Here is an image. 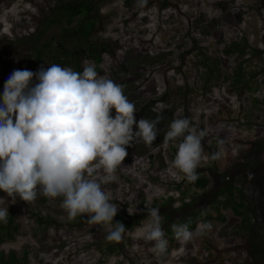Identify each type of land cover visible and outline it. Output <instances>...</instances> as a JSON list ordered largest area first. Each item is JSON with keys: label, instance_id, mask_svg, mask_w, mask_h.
Listing matches in <instances>:
<instances>
[{"label": "rangeland", "instance_id": "obj_1", "mask_svg": "<svg viewBox=\"0 0 264 264\" xmlns=\"http://www.w3.org/2000/svg\"><path fill=\"white\" fill-rule=\"evenodd\" d=\"M57 1L0 0V39L37 32ZM95 1L92 14L103 19L104 28L93 38L118 41L121 47L116 57L103 54L99 60H85L84 65L104 69L100 75L123 85L138 110L135 116L149 100L167 93L155 107L168 110L173 119L186 117L207 128L209 135L203 141L207 159L197 172L199 178L212 181L206 189H198L172 168L178 151L175 144L159 143L150 150L141 142L140 148H127L118 181L105 185L104 191L119 205L118 212L126 205L134 214L146 209V204L160 209L169 245L159 262L151 247L145 251L135 243L147 219L127 230L133 244L125 242V249L112 252L102 228L90 224L87 215L69 221L60 199L39 195L30 205L19 197L12 203L2 190L0 208H8L7 222L16 229L12 238L0 242V259L11 262L15 256L21 264H247L240 248L250 219L264 238V197L245 181L242 170L232 175L225 164L229 157L234 161L240 152L247 153L253 141L264 144V0H148L143 9L136 7V0ZM80 19L76 16L70 26L65 19L51 25L25 53V60L32 67L55 63L75 70L72 62L63 64L53 58H63L58 42L69 50L86 42L82 35L64 36L67 28L79 26ZM245 44L249 47L241 53L239 48ZM19 65L18 54L0 61L1 81L20 70ZM37 82L34 77L33 84ZM218 140L224 141L223 155L212 160ZM135 148L144 153L135 154ZM251 157L264 163V145L254 146ZM230 183L231 194L224 191L215 200L216 191ZM130 197L134 198L129 203ZM241 197L253 209L252 215L244 209L235 211L233 203ZM193 207L211 211L206 217L200 215L202 211L190 216ZM39 218L53 223L46 226ZM206 221L213 228L205 235L184 244L174 238L173 223L190 222L195 230Z\"/></svg>", "mask_w": 264, "mask_h": 264}, {"label": "clouds", "instance_id": "obj_2", "mask_svg": "<svg viewBox=\"0 0 264 264\" xmlns=\"http://www.w3.org/2000/svg\"><path fill=\"white\" fill-rule=\"evenodd\" d=\"M147 2L136 0V7L143 9ZM34 77L38 82L33 84ZM137 111L124 86L100 75L92 64H85L82 72L55 63L36 72L14 70L0 102V190L12 203L19 197L30 205L39 195L60 199L69 221L87 215L90 224L106 233L107 241L121 242L126 226L114 219L120 208L104 186L118 181L128 147L154 144L163 120V109L155 106L154 119L137 121ZM208 135L207 128L186 117L174 118L164 132L163 143L178 148L171 166L189 183L199 179L197 169L206 162L203 141ZM223 144L218 140L212 160L222 158ZM146 209L140 238L151 242L150 250L159 262L168 253L169 240L160 209L147 204ZM210 211L200 215L206 217ZM128 212L133 214L130 208ZM8 214V208H0V222L6 224ZM212 228L210 221L198 223L195 230L190 222L171 225L174 238L182 244Z\"/></svg>", "mask_w": 264, "mask_h": 264}, {"label": "trees", "instance_id": "obj_3", "mask_svg": "<svg viewBox=\"0 0 264 264\" xmlns=\"http://www.w3.org/2000/svg\"><path fill=\"white\" fill-rule=\"evenodd\" d=\"M57 5L52 8L50 14L46 15L43 20H41L40 25H37V32H32L25 35L19 36L18 34L14 33V36H4L0 39V61L2 62L5 59H9L13 57V55H19V62H20V70H31V71H38L41 67L45 69L48 66H35L32 67L31 63H28L25 60L24 56L25 53L29 51L30 48L35 47L37 41L46 35L51 25L56 22H59L65 19L70 26L73 23V20L76 16H81L80 24L75 29L67 28L65 31V37L67 38H78L80 35L84 36L86 42L83 43L81 46L78 44L72 49H67L64 44L58 42V46L60 47V53L62 54L63 58L54 57L53 60L57 62H72L75 67V71L82 72L84 68V61L87 59H97L99 60L103 54H109L111 57L117 56V50L121 47L118 41H111V40H102V39H94V34H98L100 30L104 28V21L102 18L94 17L92 14L95 7L96 1L95 0H58ZM167 3V2H165ZM167 5V4H166ZM90 24V28H89ZM86 33V29H88ZM249 47L248 44H245L239 48L241 53H244L246 48ZM238 49V48H237ZM227 51H229L227 49ZM38 52L42 53V50L38 48ZM49 55L53 54V50H48ZM99 74H104L105 70L101 68H96ZM2 80V75H0V97L2 99V94L4 90V81ZM167 93L160 97V98H153L149 100L145 105H143L136 116L137 121L141 118H152L154 119L157 113L152 111V108L159 103L166 99ZM1 102V100H0ZM163 120L157 125L158 129L161 131L158 132L157 139L154 141V144L151 147L146 146V149H154L157 147L159 143H163L164 139V132L168 130L170 123L172 122L173 118L168 110H164L162 112ZM135 126V125H134ZM264 144L260 143V141H253L251 146L247 148V153L240 152L238 156L235 157L234 161L232 158H228L227 163L225 164L227 173H237L238 170H242L243 174L247 176L245 181L250 182L254 187H256L261 195L264 197V163L260 162L259 160L254 161L251 157L252 152L254 151V146H261L263 147ZM137 148L142 147V144H134ZM135 148V154L142 155L144 152ZM211 177H201L192 185H194L198 189H206L208 185L211 183ZM233 188V184L225 185L224 187L220 188L216 191L214 195V199L218 200L221 194L224 191H227L231 194ZM2 190H0V194ZM170 202H173L172 200ZM235 211L238 213L241 210H246L250 215H252L253 209L249 207L244 201V198L241 197L240 200L233 203ZM193 212L190 216L194 214H198L202 211L200 207H193ZM122 212H118L117 216L114 218L116 221H120L124 223L126 226V232L128 229L132 228L136 225H141L147 219V209H144L142 212L137 214H130L127 209V205L121 210ZM166 218L169 219L170 215L165 214ZM180 221H184L182 217L179 218ZM251 220V219H250ZM249 220L248 227V234L246 236L245 242L241 246L240 250L244 252V260L247 264H264V238L260 236L256 225L251 223ZM39 222L44 223V225H49L53 223V220H48L45 218H39ZM13 222H7L6 224L0 222V242L5 240L6 238H12L14 236L15 228ZM124 234L123 239L121 242H109L110 250L114 252V249L119 250L120 248L125 249V242L129 244H133L134 240ZM171 241H173L171 239ZM135 243L138 244L142 250L149 251L151 242H146L143 239L137 240ZM223 250V249H222ZM129 252L130 250L127 249ZM132 251V250H131ZM0 264H21L17 261L15 256H12L11 262L2 261L0 259ZM153 264H158L154 262Z\"/></svg>", "mask_w": 264, "mask_h": 264}]
</instances>
